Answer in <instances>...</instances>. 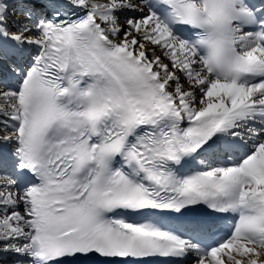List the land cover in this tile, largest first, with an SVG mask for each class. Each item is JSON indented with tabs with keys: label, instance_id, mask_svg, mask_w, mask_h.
<instances>
[{
	"label": "snow or ice",
	"instance_id": "snow-or-ice-1",
	"mask_svg": "<svg viewBox=\"0 0 264 264\" xmlns=\"http://www.w3.org/2000/svg\"><path fill=\"white\" fill-rule=\"evenodd\" d=\"M0 264H264V0H0Z\"/></svg>",
	"mask_w": 264,
	"mask_h": 264
}]
</instances>
